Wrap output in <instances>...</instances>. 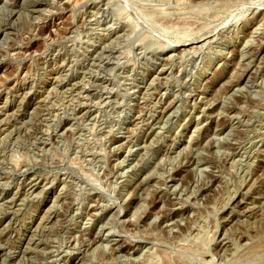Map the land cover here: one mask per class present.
I'll return each instance as SVG.
<instances>
[{
    "label": "rangeland",
    "instance_id": "obj_1",
    "mask_svg": "<svg viewBox=\"0 0 264 264\" xmlns=\"http://www.w3.org/2000/svg\"><path fill=\"white\" fill-rule=\"evenodd\" d=\"M0 264H264V0H0Z\"/></svg>",
    "mask_w": 264,
    "mask_h": 264
},
{
    "label": "bare ground",
    "instance_id": "obj_2",
    "mask_svg": "<svg viewBox=\"0 0 264 264\" xmlns=\"http://www.w3.org/2000/svg\"><path fill=\"white\" fill-rule=\"evenodd\" d=\"M112 26V25H111Z\"/></svg>",
    "mask_w": 264,
    "mask_h": 264
}]
</instances>
